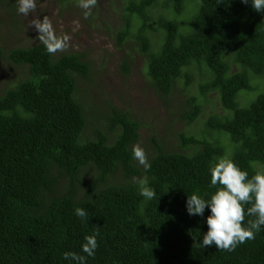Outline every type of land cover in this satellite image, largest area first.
Masks as SVG:
<instances>
[{
	"label": "trees",
	"instance_id": "16d2710c",
	"mask_svg": "<svg viewBox=\"0 0 264 264\" xmlns=\"http://www.w3.org/2000/svg\"><path fill=\"white\" fill-rule=\"evenodd\" d=\"M157 5L174 14L153 20L149 9ZM123 10L117 42L136 21L133 35L155 89L168 94L183 74L186 86L196 69L199 92L215 93L224 112L208 116V136L180 133L178 150L153 139L145 170L132 157L139 123L126 111L112 109L108 132L84 136L75 75L85 77L88 64L80 54L54 56L42 42L10 48L6 59L23 71L0 91V264H69L63 253H81L97 231L99 247L87 264H264V229L233 251L204 248L210 209L204 216L186 210L187 195L207 199L221 187L210 186L219 159L249 178L264 171V13L241 0H128ZM183 11L185 34L177 21ZM160 29L155 47L148 32ZM241 94H249L246 103ZM189 99L187 123L201 108ZM141 180L154 199L139 194ZM253 219L245 215L244 223Z\"/></svg>",
	"mask_w": 264,
	"mask_h": 264
},
{
	"label": "rangeland",
	"instance_id": "374dc122",
	"mask_svg": "<svg viewBox=\"0 0 264 264\" xmlns=\"http://www.w3.org/2000/svg\"><path fill=\"white\" fill-rule=\"evenodd\" d=\"M127 1L97 0L91 15L85 18V10L79 6L80 0H37V7L29 16L18 13V0H0V91L23 71V68L6 59L7 51L13 47L40 43L31 22L47 17L58 36L69 37V46L53 55L80 54L88 64L85 77L75 75L79 89L77 99L83 103L87 114L84 136L92 137L97 129L108 132L107 117L112 109H116L126 111L139 123L135 145L143 147L146 155L152 150L153 139L162 142L164 148L178 150L180 133L208 136L205 127L208 116L220 115L224 110L215 93H208L204 97L199 92L196 69L191 71L190 82L186 86V76L183 74L168 94H161L155 89L146 75V55L139 51L133 35L136 21L122 43L116 39L124 14L123 6ZM149 13L153 20L159 14L169 17L174 14L171 9L160 5L151 7ZM177 18L179 32L187 33L181 30L185 29L183 23L188 21V13L183 11ZM162 34V29L148 32L155 47ZM124 59L127 60L126 64H123ZM24 70L26 72L25 67ZM190 96H195L201 108L195 119L187 123L183 113L190 108ZM248 97L249 94L238 96L242 104L247 102ZM108 136L112 139L114 133H108ZM221 143L229 151V137L223 136Z\"/></svg>",
	"mask_w": 264,
	"mask_h": 264
},
{
	"label": "clouds",
	"instance_id": "9594fccd",
	"mask_svg": "<svg viewBox=\"0 0 264 264\" xmlns=\"http://www.w3.org/2000/svg\"><path fill=\"white\" fill-rule=\"evenodd\" d=\"M241 3H251L257 12L264 13V0H241ZM96 4L97 0H80L79 6L85 10V18L91 15V9ZM36 7L37 0H18L17 11L23 16H29ZM31 25L37 30L38 39L49 54L63 51L69 46V37L58 36L47 17L34 19ZM132 157L145 170L150 169L146 152L139 144L133 146ZM210 173V186L221 187L207 199L196 193L187 195L186 210L191 216H204L206 207L210 209L206 217L208 230L201 240L204 248L214 245L218 250L233 251L238 245L255 239L256 234L264 229V171H258L249 178L248 172L234 161L221 158L210 168ZM139 194L147 200L156 197V191L147 185L146 180L139 181ZM248 204L251 206L245 211V205ZM75 215L82 221L88 219V213L80 207L75 209ZM245 215L255 219L245 224ZM98 236V231L87 235L81 247L83 254L65 251L63 259L69 264H87L88 258L94 257L99 247Z\"/></svg>",
	"mask_w": 264,
	"mask_h": 264
}]
</instances>
